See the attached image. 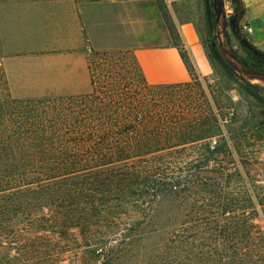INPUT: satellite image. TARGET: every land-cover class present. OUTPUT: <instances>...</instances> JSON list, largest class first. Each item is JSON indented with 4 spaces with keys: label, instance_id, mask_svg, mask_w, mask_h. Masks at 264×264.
Segmentation results:
<instances>
[{
    "label": "trees",
    "instance_id": "16d2710c",
    "mask_svg": "<svg viewBox=\"0 0 264 264\" xmlns=\"http://www.w3.org/2000/svg\"><path fill=\"white\" fill-rule=\"evenodd\" d=\"M158 6L191 80L150 85L135 64L149 97L125 87L116 61L99 78L88 61L87 93L14 97L0 54V264H264L253 221L262 200L232 157L249 123L215 115L205 94L191 109L171 97L199 74ZM198 9L209 26V0ZM229 25L244 54L232 53L264 72V53ZM201 42L212 70L255 101L264 124L254 90L264 87Z\"/></svg>",
    "mask_w": 264,
    "mask_h": 264
},
{
    "label": "crops",
    "instance_id": "0c3cea01",
    "mask_svg": "<svg viewBox=\"0 0 264 264\" xmlns=\"http://www.w3.org/2000/svg\"><path fill=\"white\" fill-rule=\"evenodd\" d=\"M234 1L238 32H243L245 24L251 26L249 42L264 53V0ZM7 8L2 15L9 24H2L3 29L0 26L6 50L1 64L14 97L89 92L87 51L92 49L131 51L150 85L191 80L156 0H34L14 2ZM93 8L102 14L110 12L112 22L107 23L102 14H93ZM177 27L197 73L209 77L213 70L195 25L184 21Z\"/></svg>",
    "mask_w": 264,
    "mask_h": 264
},
{
    "label": "rangeland",
    "instance_id": "374dc122",
    "mask_svg": "<svg viewBox=\"0 0 264 264\" xmlns=\"http://www.w3.org/2000/svg\"><path fill=\"white\" fill-rule=\"evenodd\" d=\"M34 0H6L0 2V26L2 24H9V21L3 16L8 9L7 6L14 2H29ZM76 2H89L94 0H74ZM161 5L162 11L166 15L168 22L175 27L182 21L190 20L195 25L196 31L200 40L206 44L211 42L213 46L221 51L229 49L231 52L236 51L237 54L243 55V51L239 45V39L236 34H233L230 23L231 15L233 14V4L227 5V39L221 32V23L214 22L213 18L209 26L205 25L203 13L198 9V0H156ZM7 5V6H6ZM3 14V15H2ZM93 14L101 15L102 13L96 8H93ZM2 15V16H1ZM107 23L112 22V14L104 11L102 14ZM232 21L234 20L231 19ZM109 25V29H110ZM121 28V27H120ZM207 28L211 31L210 36L207 35ZM106 32V31H105ZM108 33V32H107ZM242 38L249 42V34L239 32ZM105 38L108 37L104 36ZM3 36L0 30V54L5 56V48L3 47ZM204 48V46H203ZM205 51V49H204ZM103 52V51H98ZM225 52V51H224ZM88 61L91 66L96 70V77H101L111 66L110 61H116L117 66L121 67L122 72L126 75L125 87L135 90L146 97L147 94L144 85L139 81V71L135 65L131 51L125 49L110 50L109 54L101 55L93 53L91 50L87 51ZM206 54V53H205ZM226 54V53H225ZM207 56V55H206ZM227 58L238 66V63L229 55ZM240 76H244L253 84H259L264 87V83L257 78H249L240 71H236ZM235 85L230 82L224 81L214 71L209 77L197 75L193 82L189 85H181L177 88H172L170 93L172 98L182 99V105L185 108H202L204 107V94L208 97L211 112L215 115H230L236 120V125L240 124L242 119H245L249 124L236 132L233 142L235 148L232 151L233 159L235 161V168L239 173L248 181L250 187L259 192L258 200H262V205L258 207L259 213L254 217V222L261 229V234L264 236V124H257L254 119L255 116L252 112L255 101L238 91ZM261 95L264 91L254 89ZM149 97V96H147ZM152 98V97H151ZM152 102V101H151ZM257 124V125H255ZM221 157V155H218ZM154 239V238H153ZM152 241V240H151ZM69 259L65 260L63 264H68Z\"/></svg>",
    "mask_w": 264,
    "mask_h": 264
},
{
    "label": "water",
    "instance_id": "95a60500",
    "mask_svg": "<svg viewBox=\"0 0 264 264\" xmlns=\"http://www.w3.org/2000/svg\"><path fill=\"white\" fill-rule=\"evenodd\" d=\"M231 1L234 6L235 1L234 0H231ZM209 4H210V10H211V14H212V18L214 22L221 23V32L227 39V31H226L227 14L225 11L224 0H209ZM230 22H232L231 19H230ZM223 52L226 54H229L238 63V66H237L235 63H233L231 60L228 59L236 71L242 72L249 78H257L264 83V72L250 68L245 61H243L239 56L233 54L231 50L229 49L223 50Z\"/></svg>",
    "mask_w": 264,
    "mask_h": 264
},
{
    "label": "built area",
    "instance_id": "2783aa9c",
    "mask_svg": "<svg viewBox=\"0 0 264 264\" xmlns=\"http://www.w3.org/2000/svg\"><path fill=\"white\" fill-rule=\"evenodd\" d=\"M230 1L231 0H224V3H225V11L227 9V5L230 4ZM242 31L245 32V33H247V34H250V33H252V28H251V26L245 24V25L242 26Z\"/></svg>",
    "mask_w": 264,
    "mask_h": 264
},
{
    "label": "bare ground",
    "instance_id": "6f19581e",
    "mask_svg": "<svg viewBox=\"0 0 264 264\" xmlns=\"http://www.w3.org/2000/svg\"><path fill=\"white\" fill-rule=\"evenodd\" d=\"M226 11H227V9H226Z\"/></svg>",
    "mask_w": 264,
    "mask_h": 264
}]
</instances>
